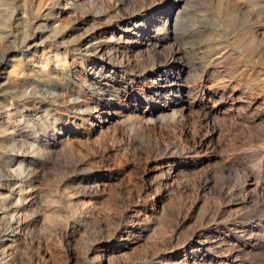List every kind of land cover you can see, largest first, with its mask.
<instances>
[{
    "label": "rangeland",
    "instance_id": "obj_1",
    "mask_svg": "<svg viewBox=\"0 0 264 264\" xmlns=\"http://www.w3.org/2000/svg\"><path fill=\"white\" fill-rule=\"evenodd\" d=\"M167 1L0 0V174L29 222L0 264H264V0ZM180 62L188 108L125 105ZM18 198L0 182V239Z\"/></svg>",
    "mask_w": 264,
    "mask_h": 264
},
{
    "label": "bare ground",
    "instance_id": "obj_2",
    "mask_svg": "<svg viewBox=\"0 0 264 264\" xmlns=\"http://www.w3.org/2000/svg\"><path fill=\"white\" fill-rule=\"evenodd\" d=\"M180 2H183V5H179ZM186 4V0H168L167 2L164 3L165 9L163 8V10H161V12H163L164 14H168L169 11H172V8L177 6V11L174 9V11H176L175 14V18H177L179 11H181L182 8L185 7ZM158 13H160L159 11H156L155 13L153 12V17L154 20H157V15ZM130 14V13H129ZM144 17V16H143ZM131 21V20H130ZM135 21V20H134ZM132 22V21H131ZM165 22V20H164ZM155 23V22H154ZM135 24H128V29L125 30V34H122L120 36V38L125 37L126 39H128V35L130 33V31H134L136 29ZM167 26V25H166ZM135 27V28H134ZM144 27V26H143ZM153 28V27H152ZM124 29V28H122ZM158 30V29H157ZM91 32V31H90ZM173 33V32H172ZM91 34V33H90ZM135 34V33H134ZM144 34V33H143ZM158 36V35H157ZM162 36V35H161ZM118 38V39H120ZM137 38V37H136ZM151 38V37H150ZM140 39V38H139ZM103 41V40H102ZM117 41V40H116ZM109 42V41H108ZM143 42V41H142ZM152 42V41H151ZM100 43V42H99ZM125 43V42H124ZM102 44V43H101ZM106 44V43H105ZM139 44V43H138ZM137 44V45H138ZM83 46V45H82ZM92 43L91 41L86 42V44L84 45V50L87 54H90V50ZM121 46V45H120ZM133 46V45H132ZM116 47V46H115ZM10 49V48H9ZM110 50V49H109ZM117 51V50H116ZM114 53L109 52L108 50H106L105 47H96L95 49H92L91 55H93V57L95 59L100 60V62H106V61H110V59H112ZM181 56L179 54L178 57H176V59H179ZM120 60V59H119ZM15 61V60H14ZM4 62V61H3ZM6 63V62H5ZM20 63V62H19ZM174 63V62H173ZM171 63L170 65L167 66V68H160L158 69L157 73L155 74V76L150 79V81L152 82V87H151V91L149 94H132L130 95L129 93H127V90L125 91V105H133L136 108H142L143 113L144 114H157V113H162L167 109H171L174 110V106L176 104H180L181 108L184 110L186 108H188V104H186L185 98L187 97L188 93H186L185 90H183V83L184 82V77L179 73V72H175L174 68L176 69H180V70H184V69H188V64L186 62H180V63H175L173 64ZM118 64V63H117ZM4 66V65H3ZM92 66V65H91ZM95 69V68H94ZM149 69V68H148ZM88 70V69H87ZM14 71V70H13ZM93 71V70H92ZM188 72V71H186ZM13 73V72H12ZM9 76V75H8ZM186 77V76H185ZM99 79V78H98ZM86 80V78H85ZM104 83V82H103ZM94 84V83H93ZM79 85V84H78ZM104 94H106L105 96H108L109 99L113 100V98L110 97H114L113 93L110 88L108 86V84H104ZM132 84L130 83L128 87H131ZM2 87V86H1ZM77 87V85H76ZM84 87V86H83ZM87 87V86H86ZM127 87V88H128ZM114 88V87H113ZM3 89V88H2ZM93 89V88H92ZM101 89V88H100ZM77 90V89H76ZM99 90V89H98ZM119 91V90H118ZM91 93V92H90ZM56 95V94H55ZM173 95L175 97V101H173L172 103L168 102L169 96ZM224 95V94H223ZM40 96V95H39ZM78 96V94H77ZM4 97V96H3ZM6 97V96H5ZM87 97V96H86ZM36 100V99H35ZM45 100V99H44ZM37 101V100H36ZM39 101V100H38ZM87 101V100H86ZM118 101V100H117ZM132 101L133 103L130 104L129 102ZM31 103V102H30ZM65 103V102H64ZM88 103V102H87ZM51 104V103H50ZM77 104V103H76ZM38 105V104H37ZM70 105V104H69ZM79 105V104H78ZM84 105V104H83ZM118 104L115 102H109V104L107 105V107H103L101 109H97V115L100 118L99 121L97 120V123H92V126H96L100 131L106 127H108L110 124H112L113 122L117 121V117L119 115V110H116L119 106H117ZM34 106V105H33ZM90 106V105H89ZM28 107V105H27ZM70 107V106H69ZM68 107V108H69ZM84 107V106H83ZM93 107V106H92ZM47 108V107H46ZM49 108V107H48ZM67 108V109H68ZM71 108V107H70ZM78 108V107H77ZM40 109V108H39ZM51 109V108H50ZM88 112V111H87ZM91 112V111H90ZM81 114H84V110H80ZM35 116V115H34ZM38 116V115H37ZM144 116V115H143ZM77 117V116H76ZM42 118V117H41ZM148 118V117H147ZM39 119V118H38ZM87 119V118H86ZM84 122V121H83ZM78 131H73L71 130L69 135H67V137L65 139L67 140H72V142H74L76 140V133ZM38 137V136H37ZM35 138V137H34ZM64 138V137H63ZM38 140V139H37ZM80 140V139H79ZM33 142V141H32ZM61 142V141H60ZM37 143V142H36ZM12 155V154H11ZM32 155V154H31ZM28 156V155H27ZM20 159V158H19ZM22 160V159H21ZM17 161V160H16ZM13 162V161H12ZM11 164V163H9ZM23 164V163H22ZM10 166V165H9ZM30 167V166H29ZM7 172L5 174H0V182L2 187H4L6 190L10 191V194H18L19 198L17 199L16 202H12L11 204H9L8 207L2 208L5 212H12V214H10V216H8L7 218L5 217L3 224H5V228L7 227V232H4L2 234L0 239V256H4V251L6 250V248L10 245L7 244L6 246H4L5 243H7L8 241H13V238L17 236V234L19 233V231L21 230V228L25 227L26 225L29 224L28 221L25 220V216L23 217V213H24V209L25 206L23 205V200L20 201V196H21V192L22 190L25 189V182L20 179L17 176L14 175H10L7 174ZM27 174V173H26ZM23 178V177H22ZM30 180V179H29ZM27 181V180H26ZM26 199V198H25ZM28 205V204H27ZM26 212V211H25ZM1 213V210H0ZM30 221V220H29ZM1 222V221H0ZM5 230V229H4ZM212 241V240H211ZM199 242V241H198ZM13 245V244H12ZM198 245V244H197ZM203 250V248H198V252L200 250ZM7 251V250H6ZM93 251V250H92ZM201 252V251H200ZM1 256V257H2Z\"/></svg>",
    "mask_w": 264,
    "mask_h": 264
}]
</instances>
